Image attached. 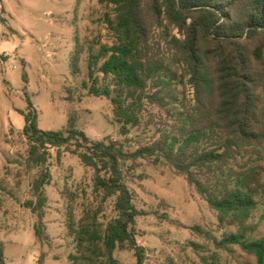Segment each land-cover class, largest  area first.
Here are the masks:
<instances>
[{"label": "trees", "instance_id": "1", "mask_svg": "<svg viewBox=\"0 0 264 264\" xmlns=\"http://www.w3.org/2000/svg\"><path fill=\"white\" fill-rule=\"evenodd\" d=\"M99 1L109 41L92 40L98 49L88 52L80 86L110 101L121 135L131 128L150 135L130 149L125 142L90 140L73 123L44 131L29 103L23 113L25 162L37 172L23 205L37 217L36 239H47L44 187L56 150L57 158L67 152L92 168L93 193L114 199L115 215L102 223L101 203L83 202L78 218L76 196L65 192L66 228L75 244L67 264H121L116 249L133 251L136 264H143L144 247L135 239L140 212L128 186L140 160L182 176L216 212L219 226L236 227L215 240L218 247L237 245L263 264L264 238L246 233L264 192V0ZM83 51L76 38L70 59L75 76L82 73Z\"/></svg>", "mask_w": 264, "mask_h": 264}, {"label": "rangeland", "instance_id": "2", "mask_svg": "<svg viewBox=\"0 0 264 264\" xmlns=\"http://www.w3.org/2000/svg\"><path fill=\"white\" fill-rule=\"evenodd\" d=\"M104 9L99 0H0L3 264H67V255L75 246L66 228L67 190L76 196L78 218L81 204L89 201L102 204L100 222L115 215L114 199L102 200V195L93 193L92 168L73 154L66 152L57 158L56 150H51L48 163L52 179L44 187L47 200L42 218L47 239H36L33 226L37 217L23 205L31 199L29 184L37 172L36 168L28 171L25 162L28 145L22 131L23 113L29 103L36 111L39 129L44 131L66 130L73 123L90 140L125 142L130 149L150 135L142 128H131L127 135H121L110 101L90 96L80 86L88 52L98 49L92 40L109 41L102 21ZM76 38L84 45L80 76L73 75L70 63ZM184 91L187 97L192 96L191 87L185 86ZM132 174L128 175V186L140 212L135 220V239L144 247L143 264H258L255 256L237 245H216L215 240L236 227L219 226L216 212L182 176L163 164L144 160ZM249 224L246 234L250 239L264 238V192ZM114 257L121 264H136L131 250L116 249Z\"/></svg>", "mask_w": 264, "mask_h": 264}]
</instances>
